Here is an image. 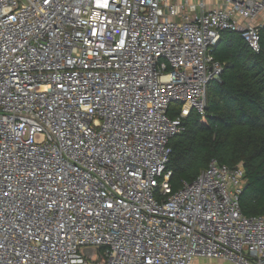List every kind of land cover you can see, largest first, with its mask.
<instances>
[{
  "label": "built area",
  "instance_id": "1",
  "mask_svg": "<svg viewBox=\"0 0 264 264\" xmlns=\"http://www.w3.org/2000/svg\"><path fill=\"white\" fill-rule=\"evenodd\" d=\"M264 0H0V264H264L242 164L173 190L169 140ZM173 103L178 114L170 117Z\"/></svg>",
  "mask_w": 264,
  "mask_h": 264
},
{
  "label": "trees",
  "instance_id": "2",
  "mask_svg": "<svg viewBox=\"0 0 264 264\" xmlns=\"http://www.w3.org/2000/svg\"><path fill=\"white\" fill-rule=\"evenodd\" d=\"M212 54L222 70L207 85L204 113L191 110L182 119L184 130L169 140L170 184L176 190L182 180L193 181L213 159L228 167L242 164L240 209L258 216L264 213V23L258 52L239 32L222 30ZM179 105H171L170 117Z\"/></svg>",
  "mask_w": 264,
  "mask_h": 264
},
{
  "label": "rangeland",
  "instance_id": "3",
  "mask_svg": "<svg viewBox=\"0 0 264 264\" xmlns=\"http://www.w3.org/2000/svg\"><path fill=\"white\" fill-rule=\"evenodd\" d=\"M218 260H208V259H198L197 264H218ZM222 264H229L228 262H223Z\"/></svg>",
  "mask_w": 264,
  "mask_h": 264
},
{
  "label": "crops",
  "instance_id": "4",
  "mask_svg": "<svg viewBox=\"0 0 264 264\" xmlns=\"http://www.w3.org/2000/svg\"><path fill=\"white\" fill-rule=\"evenodd\" d=\"M209 5L217 4L219 0H206ZM260 19L264 22V12L261 14ZM219 261V260H218ZM224 261H219L218 264H222ZM197 264V260L195 262Z\"/></svg>",
  "mask_w": 264,
  "mask_h": 264
}]
</instances>
